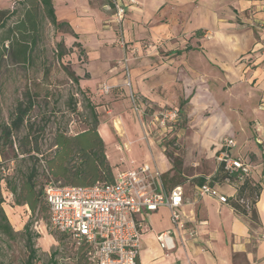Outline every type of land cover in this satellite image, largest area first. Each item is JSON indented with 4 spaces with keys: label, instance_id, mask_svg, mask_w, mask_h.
<instances>
[{
    "label": "crops",
    "instance_id": "obj_1",
    "mask_svg": "<svg viewBox=\"0 0 264 264\" xmlns=\"http://www.w3.org/2000/svg\"><path fill=\"white\" fill-rule=\"evenodd\" d=\"M119 1L126 7L120 25L113 22L111 2L53 0L57 20L69 24L70 30L64 33L66 43L79 48L86 57L84 69H73L79 86L90 101L109 102L112 119L119 114L126 126V133L118 139L110 132L109 121L102 119L98 125L115 171L142 163L162 170V175L171 169L156 143L146 141L141 130L131 129L120 112L118 104L131 105L122 79L125 73L115 65L122 56L130 58L133 91L144 108L152 103H169L171 95L179 98L176 88H223L232 84L242 90L251 88L250 95L242 96V103L259 105L254 118L261 122L255 141L246 144L248 154L238 151L234 136L237 145L231 150L233 156L243 157L253 166L242 194L249 202L251 190H260L252 203L258 222L250 221L232 206L241 182L228 184L224 175L211 180L229 198L224 203L211 196L199 197L196 190L200 183L188 190L182 185L185 227L176 230L175 248L167 251L158 241L160 233L174 228L170 209L143 211L138 215L145 227L138 264H264V154L258 141L259 136L264 137V32L252 25L264 20V0ZM0 8L7 6L2 3ZM103 83L111 85L110 92H102ZM188 101L189 97L181 104ZM123 145L137 151L134 159L128 160ZM121 159L126 161L124 168L116 165ZM192 230L194 236L189 234Z\"/></svg>",
    "mask_w": 264,
    "mask_h": 264
},
{
    "label": "rangeland",
    "instance_id": "obj_2",
    "mask_svg": "<svg viewBox=\"0 0 264 264\" xmlns=\"http://www.w3.org/2000/svg\"><path fill=\"white\" fill-rule=\"evenodd\" d=\"M2 1L0 5L4 3L7 8L17 11L9 21V24H13L22 15L23 0ZM5 31L6 28L1 29L0 36ZM67 31L68 27L56 28L43 15L38 41L27 63L15 58L9 41L4 44L8 50L2 52L0 46V210L5 211L14 229L12 234L0 233V264H26L27 225L37 249L36 264H75L79 250L68 233L60 232L51 225L49 211L44 213L38 208L33 212L28 205L15 203L6 179L13 184L19 182L36 163L35 157L21 152L20 144L27 131L25 127L14 133L13 143L2 135L3 127L11 122L17 105L25 102L28 96L34 99V107L27 119L40 132L39 147L43 153H50L58 131L74 135L93 124L91 107L98 114L99 122L102 119L110 122L109 130L118 139L126 133L121 115L112 119L110 103L90 101L88 105V95L72 79L70 73L74 72V67L84 69L86 57L80 54L79 48L74 49V45L66 43L64 33ZM118 60L115 65L120 67ZM130 76L132 78L131 67ZM126 78L124 74V83ZM176 92L179 98L171 95L169 103H152L142 114L126 103L118 106L129 127L141 130L146 135V141H154L157 150L169 161L171 169L163 171L166 185L181 184L188 190L199 184L202 178L214 180L216 176L223 177L217 156L226 138L234 136L238 141V151L249 153L245 150L246 144L255 141L261 125L254 118L255 108L259 105L242 103V96L250 95L251 88L242 90L232 84L223 88H176ZM195 93L196 97L190 99ZM187 97L189 101L182 105L181 102ZM102 105L105 107L98 109ZM169 109H177L178 118L162 127L155 115ZM106 125L110 127L108 123ZM126 148L123 145L122 150L130 161L134 159L132 155L138 153ZM118 151L122 157L121 148ZM34 155L41 157L37 151ZM43 165L44 161H40L41 172ZM116 165L124 168L126 161L121 159ZM113 169L115 171V167ZM39 178L42 180V176Z\"/></svg>",
    "mask_w": 264,
    "mask_h": 264
},
{
    "label": "built area",
    "instance_id": "obj_3",
    "mask_svg": "<svg viewBox=\"0 0 264 264\" xmlns=\"http://www.w3.org/2000/svg\"><path fill=\"white\" fill-rule=\"evenodd\" d=\"M136 3V0H128ZM114 14L113 22L120 25L126 15L125 4L119 0H111ZM264 32V20L254 24ZM121 43L125 41L121 39ZM264 57V41L261 45ZM129 56L118 60L127 76L125 85L135 112L142 114L145 110L132 89ZM111 85L103 83V93L111 90ZM177 109H169L156 113L155 119L162 127L175 122ZM264 154V137L259 136ZM237 145L233 137L223 143L217 159L224 169V181L228 184L243 182L251 175L253 166L243 157H235L231 150ZM235 177V179H234ZM46 202L49 207L51 225L63 233H68L79 246H84V253L91 264H138L144 224L138 218L143 211H156L168 207L174 228L158 235L160 246L170 251L175 248L176 230L185 227L181 207L185 202L182 185L168 187L161 171L149 163H142L126 170L117 169L115 179L111 183L96 182L90 186L62 185L52 181L45 189ZM199 197L211 196L220 202H228L229 198L206 179L197 187ZM191 236L195 231H190Z\"/></svg>",
    "mask_w": 264,
    "mask_h": 264
},
{
    "label": "trees",
    "instance_id": "obj_4",
    "mask_svg": "<svg viewBox=\"0 0 264 264\" xmlns=\"http://www.w3.org/2000/svg\"><path fill=\"white\" fill-rule=\"evenodd\" d=\"M23 5L24 10L21 17L13 24H9V21L17 14L16 9L0 8V30L6 28V31L0 36V46L2 52L8 50L4 44L9 41L15 58L19 62L27 63L32 48L38 41L43 15L56 28L68 27L69 29V24L57 20L53 0H23ZM70 75L79 84V78L74 72H71ZM87 100L88 105H90V100L88 98ZM33 107L34 99L31 96H28L25 102L21 101L13 113L11 122L5 125L2 131L3 137L13 143L14 133L25 127L27 131L22 137L21 152L36 159V163L26 175L19 179V182L13 184L11 180L6 179L17 205H28L33 212L38 208L44 213L49 211L45 189L52 181L70 186H90L98 181L104 183L114 181L115 171L108 160L105 142L99 134V119L94 108L91 107L93 124L74 135H67L58 131L55 134L50 153H43L39 147L40 132L34 128V123H28L27 119ZM36 151L41 153V157L34 155ZM40 161H44L42 172L39 167ZM223 175L225 176L224 172ZM40 176H42V180H40ZM163 179L165 182L164 177ZM204 181L205 179L202 178L199 183ZM248 184L249 177L240 185L238 197L232 202V206L238 212L246 215L250 221L258 222L256 210L252 203L259 196L260 190L258 188L251 190L252 198L247 202L242 192L247 189ZM176 185L181 184L172 186ZM0 216V233L12 234L14 229L5 211L0 210ZM25 230L28 248L26 264H36L37 249L34 247L33 235L29 232V225L26 226ZM75 264H91L84 253V246H79Z\"/></svg>",
    "mask_w": 264,
    "mask_h": 264
}]
</instances>
